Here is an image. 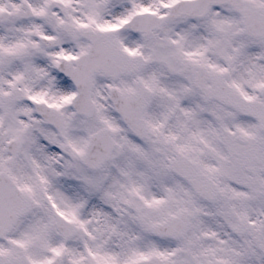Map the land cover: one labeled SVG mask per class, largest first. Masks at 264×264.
Here are the masks:
<instances>
[{"label": "snow or ice", "instance_id": "1", "mask_svg": "<svg viewBox=\"0 0 264 264\" xmlns=\"http://www.w3.org/2000/svg\"><path fill=\"white\" fill-rule=\"evenodd\" d=\"M0 264H264V0H0Z\"/></svg>", "mask_w": 264, "mask_h": 264}]
</instances>
